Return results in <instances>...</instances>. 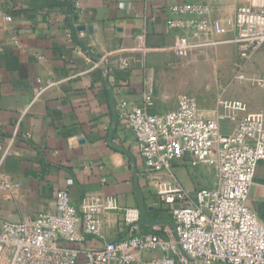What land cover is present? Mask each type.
Here are the masks:
<instances>
[{
	"label": "crops",
	"instance_id": "crops-1",
	"mask_svg": "<svg viewBox=\"0 0 264 264\" xmlns=\"http://www.w3.org/2000/svg\"><path fill=\"white\" fill-rule=\"evenodd\" d=\"M202 2L211 5L212 19L230 18L237 8L233 0H0V143L14 137L4 170L19 184L0 192V224L53 213L56 194L67 190L81 216L84 202H97L102 235L119 239L126 234L123 211H139L137 184L147 220L170 229L171 206L161 202V190L178 183L193 193L203 168L174 163L149 173L119 105L140 106L151 67L173 56L169 7ZM52 3H69L70 14ZM77 26L86 27L75 33L85 50L73 40ZM153 101V114L176 106L175 94L154 87ZM258 200L262 164L250 207ZM142 224L145 231L154 226ZM87 245L98 248L101 240L90 237Z\"/></svg>",
	"mask_w": 264,
	"mask_h": 264
},
{
	"label": "built area",
	"instance_id": "built-area-1",
	"mask_svg": "<svg viewBox=\"0 0 264 264\" xmlns=\"http://www.w3.org/2000/svg\"><path fill=\"white\" fill-rule=\"evenodd\" d=\"M233 1L236 11L226 19H212L207 2L170 6L168 28L176 32L172 54L188 58L229 34L228 42L242 56L264 46V0ZM252 80L264 87V75ZM153 106L151 78L140 106L119 105L145 169L157 173L183 163L215 173L212 186L193 193L178 183L161 190V202L171 206L173 230L154 225L145 231L139 211L125 209V236L105 240L99 204L84 202L81 216L68 191L60 190L53 213L0 224V264H264V222L249 205L258 167L264 166V113L219 98L214 115L205 117L186 94L166 113H151ZM13 143L14 137L0 143V192L19 188L4 170ZM90 237L101 245L89 247Z\"/></svg>",
	"mask_w": 264,
	"mask_h": 264
},
{
	"label": "rangeland",
	"instance_id": "rangeland-1",
	"mask_svg": "<svg viewBox=\"0 0 264 264\" xmlns=\"http://www.w3.org/2000/svg\"><path fill=\"white\" fill-rule=\"evenodd\" d=\"M229 38H217L216 45L198 49L184 59L171 56L169 63L157 60L151 67V79L156 93H173L177 97L186 94L194 97L205 117L214 115L219 98L237 100L252 109L264 110V87L252 78L264 74V46L242 56L228 42ZM244 74V79H240ZM202 183L198 188L212 186L215 173L200 169ZM252 209L264 222V201L252 202Z\"/></svg>",
	"mask_w": 264,
	"mask_h": 264
},
{
	"label": "water",
	"instance_id": "water-1",
	"mask_svg": "<svg viewBox=\"0 0 264 264\" xmlns=\"http://www.w3.org/2000/svg\"><path fill=\"white\" fill-rule=\"evenodd\" d=\"M59 5L65 6L67 8L68 14H70L71 5L69 3H65V4L52 3V4H49V6H59ZM84 30H86V27H84V26H77L74 29L72 28V37H73L74 42L77 45H79L82 49L85 50V47L77 40V38L75 36L76 32H81V31H84ZM87 30L89 32H91V28H87ZM135 193H136V199H137V202H138L139 214H140L141 222L144 223V224H147V225H159V224H161V222H159V221L153 222V221L147 220L144 204H143V201L141 199V194H140L139 187L137 186V184H135ZM166 224L170 226L171 230H173V225L171 223L168 222ZM173 236L176 237L174 231H173Z\"/></svg>",
	"mask_w": 264,
	"mask_h": 264
},
{
	"label": "trees",
	"instance_id": "trees-1",
	"mask_svg": "<svg viewBox=\"0 0 264 264\" xmlns=\"http://www.w3.org/2000/svg\"><path fill=\"white\" fill-rule=\"evenodd\" d=\"M142 226H144V225L142 224Z\"/></svg>",
	"mask_w": 264,
	"mask_h": 264
}]
</instances>
